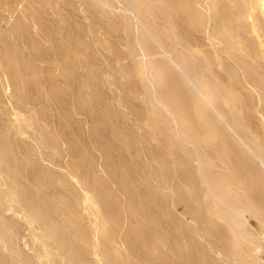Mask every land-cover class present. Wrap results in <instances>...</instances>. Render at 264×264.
Wrapping results in <instances>:
<instances>
[{
    "label": "bare ground",
    "instance_id": "1",
    "mask_svg": "<svg viewBox=\"0 0 264 264\" xmlns=\"http://www.w3.org/2000/svg\"><path fill=\"white\" fill-rule=\"evenodd\" d=\"M78 8L87 22L79 56L83 35H101L85 51L99 59L88 75L120 98L113 121L124 136L112 131L106 142L132 172H114L107 185L91 180L101 159L88 151L60 164L56 137L29 104L16 109L17 85L1 78L11 117L0 121V264H264V0H80ZM60 51L66 73L77 58ZM5 71L19 77L11 58ZM77 103L94 110L84 94Z\"/></svg>",
    "mask_w": 264,
    "mask_h": 264
},
{
    "label": "rangeland",
    "instance_id": "2",
    "mask_svg": "<svg viewBox=\"0 0 264 264\" xmlns=\"http://www.w3.org/2000/svg\"><path fill=\"white\" fill-rule=\"evenodd\" d=\"M79 3L80 0H75L74 4L68 0H0V38H3L0 40V79L11 80L17 85L10 87L16 109L26 111L29 104L34 120L56 137V144L62 151L57 158L60 164L69 166L85 157L87 151L90 154L96 153V157L101 159H98V163L102 165V169L98 163L95 164L90 179L107 185V179L113 178L114 172L122 177L129 176L132 170L120 163L128 162V158L106 142V138L112 136V131L124 136L125 125L120 123V126H116L113 121V116L119 118L122 114L118 107L120 98L105 95L101 86L88 75L94 74L92 70L99 59L95 61L85 51L93 49L91 45L99 47V44L103 43L101 35H83L86 41L79 56V45L76 41L78 29H81V26L87 29L85 13L78 8ZM11 16L13 25L3 28L2 21ZM186 23L183 18L176 23L183 33ZM109 41L110 47H113L114 41L111 37ZM32 44L37 47L38 57L33 55L36 50L31 49ZM107 46L108 44L105 45V50ZM60 48L61 51L62 48L67 51L66 58H77V61L68 63L66 73L60 70L55 61L60 55L57 57L56 52L53 54ZM9 58L13 60L15 68H19L18 78L11 79L8 73H5ZM86 77L92 80L90 86L85 84ZM22 82L25 87L21 86ZM95 86L104 100L98 96ZM126 87L133 94L137 90L132 87V82L130 87ZM81 94L92 100V112L79 107L77 101ZM62 100H65L64 104ZM5 101V94L0 91V121L8 125L11 111L5 112ZM99 111L105 114V121L98 120ZM104 126L105 132L95 137L94 134ZM107 159L110 160V166ZM107 197L109 200L117 197V187H114V192ZM178 210L181 211L182 207H178ZM247 220L249 227L259 232L254 217L250 215ZM31 252L36 258L45 254L40 250ZM261 256L264 259V249Z\"/></svg>",
    "mask_w": 264,
    "mask_h": 264
}]
</instances>
